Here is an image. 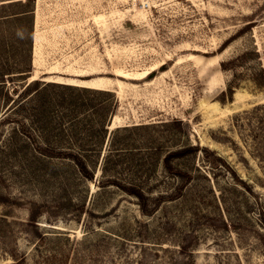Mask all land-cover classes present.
I'll use <instances>...</instances> for the list:
<instances>
[{"label": "rangeland", "instance_id": "rangeland-1", "mask_svg": "<svg viewBox=\"0 0 264 264\" xmlns=\"http://www.w3.org/2000/svg\"><path fill=\"white\" fill-rule=\"evenodd\" d=\"M263 72L264 0H0V264H264Z\"/></svg>", "mask_w": 264, "mask_h": 264}, {"label": "trees", "instance_id": "trees-1", "mask_svg": "<svg viewBox=\"0 0 264 264\" xmlns=\"http://www.w3.org/2000/svg\"><path fill=\"white\" fill-rule=\"evenodd\" d=\"M27 10L24 11V13L26 12ZM29 11V10H28ZM22 13V11H21ZM21 15H26V14H21ZM250 26V25H249ZM249 26H246V27H249ZM227 42L226 41L222 47H225L227 45ZM222 49V48H221ZM255 53L257 55H259V52L257 49H255ZM234 62V60H224L222 61V68L223 69H227V67L232 63ZM264 73V72H263ZM264 75V74H263ZM2 76V74H0V77ZM264 77V76H263ZM0 81H5V79L3 80H0ZM264 82V81H263ZM40 84V80H36L33 82H30L24 89V91H28L30 90L31 88H37L36 90L39 91V88H38V85ZM61 86L64 90L66 91H76V92H89V91H103L102 89H96V88H92V87H89V86H79V85H73V84H67V83H56V82H48L46 84H44V88H48V87H51V86ZM95 89V90H94ZM234 91H235V86L231 83V82H228L227 83V89L226 90H223L219 96V100L224 103L226 102L227 99H232L233 98V94H234ZM185 150H180V151H177V152H173V153H169L167 156H166V159L167 161L169 160V157L170 156H173V155H179V154H182ZM52 153H55V152H52ZM60 154H64L66 156H70L73 158V160L75 161V163L77 164V166L79 167V169L86 175L88 176L89 178H93V174L92 172H90L89 170V165H88V161L86 160V157L84 154L82 153H79V152H74V151H61V152H58ZM129 192L131 193H134L138 198H139V201H140V206H141V209L143 212L147 211V201H146V195L145 193L140 190V189H137L136 187L133 188H129Z\"/></svg>", "mask_w": 264, "mask_h": 264}]
</instances>
